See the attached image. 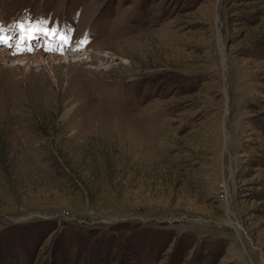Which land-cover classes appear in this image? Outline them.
<instances>
[{
    "label": "rangeland",
    "instance_id": "1",
    "mask_svg": "<svg viewBox=\"0 0 264 264\" xmlns=\"http://www.w3.org/2000/svg\"><path fill=\"white\" fill-rule=\"evenodd\" d=\"M0 28V264H264V0H0Z\"/></svg>",
    "mask_w": 264,
    "mask_h": 264
},
{
    "label": "snow or ice",
    "instance_id": "2",
    "mask_svg": "<svg viewBox=\"0 0 264 264\" xmlns=\"http://www.w3.org/2000/svg\"><path fill=\"white\" fill-rule=\"evenodd\" d=\"M20 27L23 28V25H20ZM35 30L36 31H41V32H47L46 29H42L38 25L35 27ZM3 31H4V29L3 28H0V33H2ZM48 34H55V33L53 32V33H48ZM61 39L64 40L65 42H67V39L68 38L62 36ZM0 44H8V40L0 37ZM17 50L18 51H31L32 49L31 48L24 49V48H19V46H17ZM49 50H51V49H49Z\"/></svg>",
    "mask_w": 264,
    "mask_h": 264
},
{
    "label": "bare ground",
    "instance_id": "3",
    "mask_svg": "<svg viewBox=\"0 0 264 264\" xmlns=\"http://www.w3.org/2000/svg\"><path fill=\"white\" fill-rule=\"evenodd\" d=\"M0 58H1V55H0ZM2 58H3V55H2Z\"/></svg>",
    "mask_w": 264,
    "mask_h": 264
}]
</instances>
